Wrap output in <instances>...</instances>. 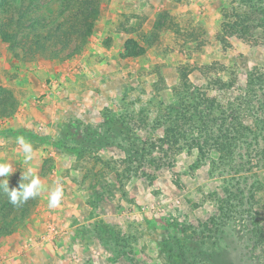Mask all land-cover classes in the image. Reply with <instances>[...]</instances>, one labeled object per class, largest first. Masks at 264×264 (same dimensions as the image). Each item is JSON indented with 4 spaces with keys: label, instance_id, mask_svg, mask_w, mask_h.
I'll return each instance as SVG.
<instances>
[{
    "label": "rangeland",
    "instance_id": "1",
    "mask_svg": "<svg viewBox=\"0 0 264 264\" xmlns=\"http://www.w3.org/2000/svg\"><path fill=\"white\" fill-rule=\"evenodd\" d=\"M230 1L105 0L89 43L72 56L29 60L0 40V85L15 104L0 118V161L14 168L9 185L19 184L31 167L47 187L59 178L64 188L60 206L49 208L48 192L42 193L31 215L0 239V264H166L162 250L173 238L192 234L190 227L216 213L224 184L236 172L232 166L239 164L229 137L212 141L201 160L197 149L159 160L157 148L132 161L126 146L108 137L99 144L92 130L101 127L108 107L117 115L146 117L127 120L125 127L132 124L141 139L155 140L163 128L155 129L152 119L159 101L173 100L181 68L210 95L218 94L212 80L227 82L233 70L238 87L250 72L263 71L264 37L246 43L221 36L222 9ZM40 3L56 13L55 0ZM188 31L198 40L185 41ZM130 38L147 48L145 54L122 56ZM18 136L33 145L27 164ZM236 174L246 176L241 186L257 187L264 223V167ZM239 228L226 241L205 240L199 252L205 263L191 264H259L264 252L247 248Z\"/></svg>",
    "mask_w": 264,
    "mask_h": 264
},
{
    "label": "trees",
    "instance_id": "2",
    "mask_svg": "<svg viewBox=\"0 0 264 264\" xmlns=\"http://www.w3.org/2000/svg\"><path fill=\"white\" fill-rule=\"evenodd\" d=\"M104 1L55 0L56 13L48 14L40 0H0V40L14 50L20 48V52L15 51L16 55L29 60L38 55L58 58L65 52L71 56L81 53L101 19ZM221 18V28L226 37L237 36L246 43L264 37V0H231L222 9ZM184 39L197 41L196 31L186 32ZM145 51L147 48L138 40L130 38L122 56L137 57ZM235 73L233 70L227 82L221 78L212 80V90L218 94L210 95L190 80L186 68H181L180 83L173 88V100L170 103L159 101L161 107L152 119L155 129L163 128V134L155 140L141 139L137 134L138 128L132 124L125 127L127 120L147 122L146 117L133 112L126 117L117 115L108 107L104 121L100 122L101 127L92 130L99 144L101 140L107 141L108 137V142L110 139L120 148L129 149L128 157L134 161L157 148L159 160L168 157L170 152L180 154L194 149L198 150L201 160L210 143L220 137L227 136L234 144L239 164L232 166L231 170L236 169V172L224 184V195L218 200L216 213L200 222L199 226L190 227L192 234L187 235L186 232L184 236L173 238V244L162 250L166 264H191L192 259L205 263L199 253L206 244L205 240L226 241L237 224L246 247L252 252H264V223L257 209V187L254 183L249 187L247 184L241 186V179H246V176H236L247 166L249 169L264 167V70L250 72L246 83L239 87L235 85ZM6 90L0 85V118L11 115L15 110L13 96ZM138 125L143 127V123ZM118 136L124 139L121 141ZM163 148L167 150H160ZM153 161L158 162L156 158ZM18 186L10 184L9 188ZM36 200L31 199L17 208L0 188V239L11 234L20 221L31 215ZM262 257L259 264H264V255Z\"/></svg>",
    "mask_w": 264,
    "mask_h": 264
},
{
    "label": "clouds",
    "instance_id": "3",
    "mask_svg": "<svg viewBox=\"0 0 264 264\" xmlns=\"http://www.w3.org/2000/svg\"><path fill=\"white\" fill-rule=\"evenodd\" d=\"M16 143L23 151L24 163H29L34 154L33 145L24 136H18ZM14 171V168L9 162L0 161V178H4L0 183V188L7 193L9 202L19 208L22 207L31 199H36L42 193L48 192V207L56 208L60 206L64 197V188L61 180L58 178L54 186L49 188L42 183L38 175H36L31 167L27 168L21 174V180L18 188H9L8 176Z\"/></svg>",
    "mask_w": 264,
    "mask_h": 264
},
{
    "label": "crops",
    "instance_id": "4",
    "mask_svg": "<svg viewBox=\"0 0 264 264\" xmlns=\"http://www.w3.org/2000/svg\"><path fill=\"white\" fill-rule=\"evenodd\" d=\"M221 36H224V34L222 33ZM144 54H145V53H144ZM140 56H142V55H140Z\"/></svg>",
    "mask_w": 264,
    "mask_h": 264
}]
</instances>
